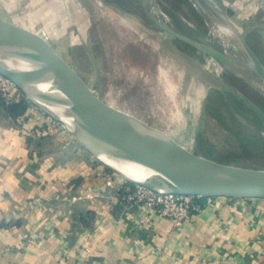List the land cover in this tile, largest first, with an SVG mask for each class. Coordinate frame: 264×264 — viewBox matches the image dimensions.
Instances as JSON below:
<instances>
[{"label": "rangeland", "instance_id": "obj_1", "mask_svg": "<svg viewBox=\"0 0 264 264\" xmlns=\"http://www.w3.org/2000/svg\"><path fill=\"white\" fill-rule=\"evenodd\" d=\"M152 1L186 40L157 24ZM0 15L47 45L103 102L219 165L263 173L264 181V123L244 102L264 110V90L226 66L225 44L195 0H0ZM237 44L231 53L246 59ZM16 87L18 99L47 113L40 131L55 138L61 154L83 159L87 150V159L110 173L107 186L134 184L97 157L94 142L75 134L49 103L37 104Z\"/></svg>", "mask_w": 264, "mask_h": 264}, {"label": "crops", "instance_id": "obj_2", "mask_svg": "<svg viewBox=\"0 0 264 264\" xmlns=\"http://www.w3.org/2000/svg\"><path fill=\"white\" fill-rule=\"evenodd\" d=\"M210 2L264 65V0ZM17 97L0 92V264H264V199L214 197L174 229L128 185L107 186L87 150L61 154L40 107L11 112Z\"/></svg>", "mask_w": 264, "mask_h": 264}, {"label": "water", "instance_id": "obj_3", "mask_svg": "<svg viewBox=\"0 0 264 264\" xmlns=\"http://www.w3.org/2000/svg\"><path fill=\"white\" fill-rule=\"evenodd\" d=\"M195 1L209 14L217 13L208 0ZM153 18L170 34L186 40L169 25L154 16ZM228 24L232 27L238 45L245 51L247 62L264 82L263 63L231 20ZM0 50L26 59L41 72L43 78H33L26 72L7 68L1 63L0 74L25 91L26 87L43 89L48 95V103L75 134L80 133L79 128L85 129L112 138L131 150L159 157V171L153 178L131 181L132 183L184 195L264 199L263 173L258 172L248 178L234 174L227 167L182 147L167 133L111 107L95 96L73 72L59 63L50 54L47 45L7 22L1 15ZM244 102L264 123V110L249 99H244Z\"/></svg>", "mask_w": 264, "mask_h": 264}, {"label": "bare ground", "instance_id": "obj_4", "mask_svg": "<svg viewBox=\"0 0 264 264\" xmlns=\"http://www.w3.org/2000/svg\"><path fill=\"white\" fill-rule=\"evenodd\" d=\"M150 7L151 13L166 24L157 4L152 1ZM214 8L216 7L214 6ZM218 11L216 14H209L208 17L210 23L214 26V31H216L217 35L220 36L225 44V49L221 54L226 59V66L237 73L244 74L249 80L256 84L258 88L264 90V82H262L261 79L253 72L247 60L231 53L230 49L235 46L237 41L232 33V27L228 24V21L230 20L224 14L222 16L221 13H218ZM237 47L239 48L238 44ZM0 63L7 68L18 69L26 72L33 78L40 80L43 78V75L35 68V66L17 54L0 50ZM26 91L30 98L37 102V104L45 106L48 105V95L43 89L37 87H26ZM79 129L81 130H79L80 136H84L86 139L94 142L93 151L96 156L109 167L120 173L127 180L144 181L149 178H153L158 173L159 157L156 155L131 150L112 138L102 136L85 129ZM228 170L245 178L253 175V172L246 168L230 167Z\"/></svg>", "mask_w": 264, "mask_h": 264}, {"label": "built area", "instance_id": "obj_5", "mask_svg": "<svg viewBox=\"0 0 264 264\" xmlns=\"http://www.w3.org/2000/svg\"><path fill=\"white\" fill-rule=\"evenodd\" d=\"M16 84L0 74V92L9 100L16 98ZM133 185V186H132ZM128 185L127 199L140 208L156 209L165 218H168L174 229H180L192 213L204 206L202 201L214 197L176 194L167 189L149 188L140 184ZM202 198V200H199Z\"/></svg>", "mask_w": 264, "mask_h": 264}, {"label": "trees", "instance_id": "obj_6", "mask_svg": "<svg viewBox=\"0 0 264 264\" xmlns=\"http://www.w3.org/2000/svg\"><path fill=\"white\" fill-rule=\"evenodd\" d=\"M26 108H27L26 102L23 100H20L19 102L14 103L10 109H11V112H13L15 115H19L20 113L24 112ZM199 200H202V198H200Z\"/></svg>", "mask_w": 264, "mask_h": 264}]
</instances>
